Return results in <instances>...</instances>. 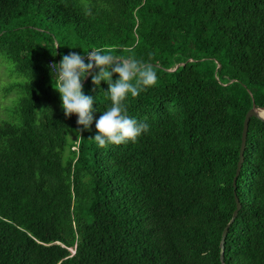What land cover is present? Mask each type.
<instances>
[{"label":"trees","instance_id":"16d2710c","mask_svg":"<svg viewBox=\"0 0 264 264\" xmlns=\"http://www.w3.org/2000/svg\"><path fill=\"white\" fill-rule=\"evenodd\" d=\"M97 47L157 71L126 101L151 125L135 143L100 148L64 115L48 66ZM0 56L24 78L0 121V264H223L236 197L224 264H264L257 118L234 186L264 109V0H0ZM83 89L99 119L107 83Z\"/></svg>","mask_w":264,"mask_h":264},{"label":"clouds","instance_id":"9594fccd","mask_svg":"<svg viewBox=\"0 0 264 264\" xmlns=\"http://www.w3.org/2000/svg\"><path fill=\"white\" fill-rule=\"evenodd\" d=\"M73 49V48H71ZM124 51L130 52L131 49ZM53 87L59 93L62 109L67 119L77 117L76 133L90 132L95 123L96 134L89 139L100 148L107 145L135 143L151 130L147 117L143 120L130 116L126 101L156 85L158 74L153 64L134 56L115 55L106 47L93 48L83 54L71 51L62 55L59 64L49 66ZM91 78L99 89L107 83L108 91L103 93L111 101L110 106L99 119H94L97 98L85 95L84 82ZM115 77V79H114Z\"/></svg>","mask_w":264,"mask_h":264},{"label":"rangeland","instance_id":"374dc122","mask_svg":"<svg viewBox=\"0 0 264 264\" xmlns=\"http://www.w3.org/2000/svg\"><path fill=\"white\" fill-rule=\"evenodd\" d=\"M22 79L24 78L15 71L13 63L0 56V121L14 117V110L20 98V91L15 85Z\"/></svg>","mask_w":264,"mask_h":264},{"label":"water","instance_id":"95a60500","mask_svg":"<svg viewBox=\"0 0 264 264\" xmlns=\"http://www.w3.org/2000/svg\"><path fill=\"white\" fill-rule=\"evenodd\" d=\"M263 113V114H262ZM252 118H257L258 120L264 122V109L262 108H258L255 104L253 105V108L247 113L245 121H244V129H243V135H242V147H241V155H240V162L238 164V170H237V176L234 180V186L236 187L237 184V178L241 172L242 169V165L244 162V152H245V148H246V141H247V137H248V132H249V124ZM236 203H237V209L234 212L233 218L231 220V222L228 224V226L226 227V229L223 232V236H222V242H221V262L224 264V257H225V241H226V237L228 235L229 229L231 227V225L234 223V221L236 220V218L238 217L239 212L242 209V205L239 201V199L236 197Z\"/></svg>","mask_w":264,"mask_h":264},{"label":"built area","instance_id":"2783aa9c","mask_svg":"<svg viewBox=\"0 0 264 264\" xmlns=\"http://www.w3.org/2000/svg\"><path fill=\"white\" fill-rule=\"evenodd\" d=\"M52 63H54V62H51L50 64H52Z\"/></svg>","mask_w":264,"mask_h":264},{"label":"bare ground","instance_id":"6f19581e","mask_svg":"<svg viewBox=\"0 0 264 264\" xmlns=\"http://www.w3.org/2000/svg\"><path fill=\"white\" fill-rule=\"evenodd\" d=\"M263 114V113H262Z\"/></svg>","mask_w":264,"mask_h":264}]
</instances>
